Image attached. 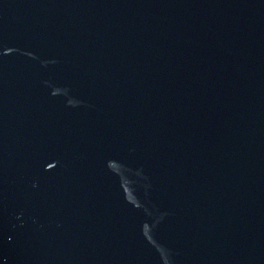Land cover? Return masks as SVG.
Instances as JSON below:
<instances>
[{
    "label": "water",
    "instance_id": "obj_1",
    "mask_svg": "<svg viewBox=\"0 0 264 264\" xmlns=\"http://www.w3.org/2000/svg\"><path fill=\"white\" fill-rule=\"evenodd\" d=\"M0 264H264V0H0Z\"/></svg>",
    "mask_w": 264,
    "mask_h": 264
}]
</instances>
